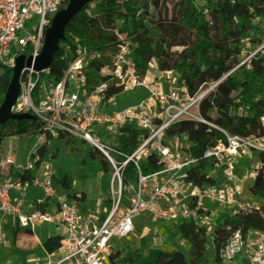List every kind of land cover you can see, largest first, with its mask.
Segmentation results:
<instances>
[{
    "label": "built area",
    "instance_id": "2783aa9c",
    "mask_svg": "<svg viewBox=\"0 0 264 264\" xmlns=\"http://www.w3.org/2000/svg\"><path fill=\"white\" fill-rule=\"evenodd\" d=\"M71 0H0V78L4 68L13 70L16 58L32 60L42 52L53 19ZM90 5L85 13L90 15ZM109 59L97 71L101 81L88 86L87 67L96 51L74 41L73 58L59 79L49 75V67H23L18 79V91L10 113L34 119L36 126L21 137H35L38 150L50 141L66 140L88 143L99 152L112 173V203L102 217L95 215L96 205L69 198L49 164L36 161L14 165L13 157L4 160L5 173L0 182V245L5 243L4 227L21 228L28 233L37 226L50 225L61 229L60 246L51 253L35 257V264H111L113 241L135 238L137 231L148 225L164 222L177 226L192 222L210 233L217 217L249 210L241 202L243 179L255 181L257 173L242 175V161L253 154L264 156V113L259 118L261 133H228L199 112L204 94L257 55H264V39L235 68L208 85L201 94H191L185 87L161 91L153 81L141 79L126 41L117 29L110 32ZM68 48L63 47L65 52ZM113 87L122 92L143 87L146 97L138 103L117 110L112 106ZM247 108H238L245 114ZM180 121L202 124L207 132L221 134L208 146L200 159L205 166L201 174L212 177L213 184L196 186L185 180L187 173L198 167L199 158L189 148L192 142L185 133L167 135L168 129ZM131 125L138 133L137 146L126 154L118 148L120 129ZM153 156L159 168L144 173L142 161ZM128 163H132L136 178L123 181ZM13 168V169H11ZM264 170V169H263ZM10 171L16 174L12 176ZM215 205L214 210L210 205ZM93 213V214H90ZM139 215L143 216L140 217ZM149 227V226H148ZM53 236V237H54ZM179 238V236H178ZM124 243V242H123ZM160 235L155 245H163ZM184 240L181 239L179 246ZM243 250L242 236L234 233L220 248L221 261H231ZM249 264H264V231L255 233Z\"/></svg>",
    "mask_w": 264,
    "mask_h": 264
},
{
    "label": "trees",
    "instance_id": "16d2710c",
    "mask_svg": "<svg viewBox=\"0 0 264 264\" xmlns=\"http://www.w3.org/2000/svg\"><path fill=\"white\" fill-rule=\"evenodd\" d=\"M196 1L160 0V3H173L180 9L181 21L188 28L194 30L199 51L207 50L211 45L207 16L223 24V35L226 39L233 37L225 20L226 15L234 17L235 30L240 34H243L244 28L253 27V21L256 18H264V0H202L203 4L200 6ZM157 4L158 0H90L64 25L62 38L58 41V49L54 52L48 66L49 75L56 79L60 78L63 69L73 58L74 41L77 40L78 43L86 45L98 53V56L93 58L88 65L86 74L88 86L99 83L101 77L97 75V71L109 59L106 49L111 43L103 40L89 43L87 34L90 30L110 34L112 30L117 29L126 35L136 72L141 79H144L149 69L151 47L140 38L146 29V24L143 23V14L155 12ZM90 5L92 6L90 15H87L85 10ZM63 47L68 49L64 52ZM198 58L204 63H208L202 52ZM212 62L219 64L217 59ZM240 62L235 56L232 57L224 74L226 75ZM183 67L182 64L176 67L180 72L179 83H182L187 76V71H184ZM11 77L12 70L4 68L0 78V104L4 100ZM220 78L215 79L211 84ZM186 86L188 92L195 93L196 87L192 79L187 81ZM207 89L208 85L203 87V91ZM121 92L119 87H113L108 95L117 96ZM245 107L247 113L237 112L238 108ZM199 112L228 133L260 134L259 118L264 113V55L250 58L220 80L213 90L206 92L199 102ZM35 126L36 122L31 118L6 119L0 123V141L11 137H21L26 130ZM120 131L121 133L117 137L118 148L124 153L130 154L137 146L139 133L131 125L123 126ZM180 133L187 135L189 141L192 142L189 152L199 159L203 151L221 137L220 133L207 132L202 124L194 121H180L167 131L168 136ZM95 152L84 153L81 164L95 160ZM260 158L261 161L264 160L263 155ZM204 166L205 161L200 159L198 167L191 169L185 176V180L196 186L213 184L215 181L212 177L199 172V169ZM103 167H105L104 162ZM141 168L144 173H150L157 170L159 166L155 158L149 156L145 161H142ZM9 174L16 176L13 171H10ZM135 178L134 166L132 163H128L123 174V181L127 182ZM255 180L256 183L250 187V192L262 201L257 209L240 210L231 215L217 217L210 233L192 222L173 228L171 237L178 234L180 238L189 243L187 254L179 248L170 252L149 248L144 252L146 244L142 240L140 249L127 251L121 259L117 251L112 252L110 263L220 264L219 250L234 233L238 232L243 237L249 231H264V170L259 168ZM71 182L72 178L67 174H64L60 180L61 185L66 189H70ZM4 228L18 229L9 226ZM41 246L45 252L51 253L59 248L60 238L59 236L44 237L41 240Z\"/></svg>",
    "mask_w": 264,
    "mask_h": 264
},
{
    "label": "rangeland",
    "instance_id": "374dc122",
    "mask_svg": "<svg viewBox=\"0 0 264 264\" xmlns=\"http://www.w3.org/2000/svg\"><path fill=\"white\" fill-rule=\"evenodd\" d=\"M197 5L203 4L202 0L196 1ZM180 9L173 3H160L158 0L155 12H147L143 14V23L146 29L141 35V40L148 43L151 47L149 69L146 74L147 81H153L161 91L170 89H187V81L192 79L195 83L196 91L201 94L203 87L209 85L215 79L222 77L225 73L227 64L232 57H236L242 61L249 52L256 49L264 39V18H256L253 21V27L244 28L243 34L237 33L234 27V17L226 15L225 20L229 25V29L233 37L226 39L223 35V24L207 16L209 21L208 35L211 40L210 48L199 51L197 49L198 40L195 36L193 28H188L181 21ZM89 43H95L103 40L108 43L113 42L111 34L102 33L98 30H90L87 34ZM203 53L208 63L198 58ZM215 59L219 64L212 62ZM182 64L183 70L187 71L186 78L182 83L178 82L180 76L179 70L176 68ZM147 91L142 87H137L128 92H121L114 100L113 108L120 109L136 103L145 98ZM2 104V103H1ZM0 104V106H1ZM66 140L50 141L47 146L41 147L40 150L33 144L35 137H11L0 141V182L5 173L4 160L13 157L14 165L24 166L27 161L33 163L36 161L38 154L39 163L49 164L55 176L59 179L64 174L72 178L70 189H61L69 194V198L75 199L77 202L84 204L96 205L95 215L102 217L111 209L112 203V173L108 164L103 160L100 153L95 152L88 143L75 144ZM86 152H95L96 159L81 164L82 156ZM261 156L251 153L245 161H242L240 172L242 175L257 173L254 168H259L261 164ZM103 162L105 167H103ZM13 169V168H11ZM264 168H262L263 170ZM257 176V175H256ZM240 198L249 209H257L262 201L251 194L250 187L256 182L243 179ZM214 210L217 207L214 205ZM244 211V210H243ZM93 214V213H90ZM143 218V216L139 215ZM144 219V218H143ZM146 227L139 230L135 234V238L129 240L113 241L114 248L121 249L117 251L121 259L127 251L138 250L141 247V241L146 244L144 252L149 248L158 249L164 252L173 251L176 248L187 254L189 243L184 240L182 246H179L182 238L171 237V231L175 226H170L164 222H157L166 227L160 230L163 236L167 235V241L163 245H155L154 240L159 232L153 227H148L147 221H143ZM258 231H249L242 237L243 250L236 255L231 261H221L220 264H249L248 258L251 252L252 242L255 233ZM60 234L50 225H41L35 228L34 232L28 233L19 228L13 230L4 228L6 237L5 243L0 245V264H35V257L44 256V249L41 246V240L49 236ZM210 241V239H208ZM124 242V243H123Z\"/></svg>",
    "mask_w": 264,
    "mask_h": 264
},
{
    "label": "water",
    "instance_id": "95a60500",
    "mask_svg": "<svg viewBox=\"0 0 264 264\" xmlns=\"http://www.w3.org/2000/svg\"><path fill=\"white\" fill-rule=\"evenodd\" d=\"M90 0H71L67 7L61 10L53 19L52 26L48 29L44 46L40 56L34 60L19 56L16 58L15 66L12 70V77L7 87L4 100L0 106V123L9 118H27L25 115H13L10 107L13 104L17 91L18 79L23 67L33 69H43L49 66L52 56L58 49V41L62 38L64 25Z\"/></svg>",
    "mask_w": 264,
    "mask_h": 264
},
{
    "label": "crops",
    "instance_id": "0c3cea01",
    "mask_svg": "<svg viewBox=\"0 0 264 264\" xmlns=\"http://www.w3.org/2000/svg\"><path fill=\"white\" fill-rule=\"evenodd\" d=\"M143 88V87H142ZM135 89V88H134ZM144 89V88H143ZM133 90V89H132ZM145 90V89H144ZM146 91V90H145ZM147 93V92H146ZM147 95V94H146ZM120 96V95H119ZM117 96H115V98H116ZM146 97V96H145ZM143 100V99H142ZM141 101V100H140ZM139 102V101H138ZM138 102H136V103H138ZM133 104H135V103H133ZM130 105H132V104H130ZM125 108V107H124ZM120 109H123V108H120ZM120 109H117V110H120ZM214 205L212 204V205H210V207H213ZM213 209V208H212ZM150 226L151 227H153V229H155V230H157L158 232H159V234H160V236L163 238V239H165L166 241L168 240L167 239V235L166 236H163L161 233H160V230L162 229V228H165L166 226L165 225H163V224H159V223H153V224H150L149 225V228H150ZM55 231H57V232H60V234H57V235H62V230L61 229H55ZM46 237H53V236H49V235H47Z\"/></svg>",
    "mask_w": 264,
    "mask_h": 264
},
{
    "label": "bare ground",
    "instance_id": "6f19581e",
    "mask_svg": "<svg viewBox=\"0 0 264 264\" xmlns=\"http://www.w3.org/2000/svg\"><path fill=\"white\" fill-rule=\"evenodd\" d=\"M129 91V90H128ZM128 91H126V92H128Z\"/></svg>",
    "mask_w": 264,
    "mask_h": 264
}]
</instances>
